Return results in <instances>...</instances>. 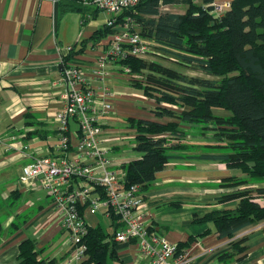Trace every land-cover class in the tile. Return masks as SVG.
<instances>
[{"label":"crops","instance_id":"1","mask_svg":"<svg viewBox=\"0 0 264 264\" xmlns=\"http://www.w3.org/2000/svg\"><path fill=\"white\" fill-rule=\"evenodd\" d=\"M55 2L0 0V139L5 143H0V264H20L18 244L27 237L36 240L37 259L45 260V264H62L68 249V233L61 227L59 216L53 212L46 190L34 178L26 183L18 182L27 157L12 146L27 143L28 152L45 156L57 154L54 147L58 141L55 113L60 109V95L65 90L61 80L64 64L61 55L71 51V48L79 49L80 53L75 52L69 62L80 65L88 84L97 92L105 87L109 93L112 111L104 118L106 123L99 134L100 143L121 139L110 135L116 129L113 123L119 118L168 121L154 116L152 101L148 100L151 109H145L142 104L147 98L140 99V93L120 90L122 79H126V83L128 79L124 78L123 71L120 72L121 66L116 60L110 57L106 60L108 75L104 80L94 76L93 69L98 59L109 51L111 37L107 34L93 39L92 35L96 30L104 29L111 14L91 5H87L84 12H62L58 4L54 28ZM176 6L164 5L161 11L182 13L175 11ZM213 112L226 114L216 109ZM124 123L130 130L129 137L133 139V130ZM180 126L187 132L193 129L192 125ZM69 128L77 130L76 122L70 120ZM49 139L52 141L47 145L41 144ZM192 139L196 142L211 141L198 136ZM116 149L111 147L112 151ZM232 175L245 177L239 170L227 168L222 162L171 160L155 174L148 190L142 191L157 231L175 243L193 238L186 248L191 254L192 264H223L228 261H231L230 264H264V220L243 227L232 239L220 238L211 223L192 221L195 215L200 216L207 209L230 207L236 203L235 199L221 203L216 200L230 190V187H221L220 184L223 178ZM243 188L250 189L252 195L264 198V193L256 192V189L264 188V182L245 183ZM98 212L107 219L111 233L114 228L111 217L103 211ZM83 217L91 227L101 225L99 216L89 209L83 210ZM207 228L210 232L201 235ZM56 239L60 242L59 246ZM230 240H242L240 244L245 246V251L231 259L223 258L221 255L231 248ZM117 246L124 264H141L146 259L134 251L132 243H118Z\"/></svg>","mask_w":264,"mask_h":264},{"label":"trees","instance_id":"2","mask_svg":"<svg viewBox=\"0 0 264 264\" xmlns=\"http://www.w3.org/2000/svg\"><path fill=\"white\" fill-rule=\"evenodd\" d=\"M56 1L62 12L87 11L88 6L81 0ZM199 1L140 0L116 16L115 24H122L124 17L130 18L135 27L132 31L154 41L159 50L177 63L212 77H188L144 58L128 56L116 60L120 72L123 65L130 69L127 81L130 90L154 103V116L168 119L159 122L124 117L133 130L132 149L140 155L118 167L124 171L125 183L137 184L141 191L148 190L155 174L171 160L217 161L239 170L245 177L223 178L221 187L230 190L216 198L219 203L234 199L236 203L207 209L192 220L211 223L220 238L232 239L243 227L264 220V206L254 200L258 195L252 196L250 189L243 188L245 183L264 182V0H230L231 6L220 20L201 9V4L211 0ZM164 5L186 8L183 13L163 12ZM111 33V27L105 23L104 29L96 30L92 38L100 39ZM73 50L61 55L64 64L75 52L80 53L79 49ZM215 109L226 114L215 113ZM180 124L197 127L192 138L211 136L214 142L192 141L196 144L187 145L184 140L189 133ZM200 148L208 151L200 152ZM256 192L263 194L264 188ZM110 217L114 224L111 233L101 225L88 228L82 240L87 258L81 264H110L112 260L124 264L118 254V243L113 239L118 225L115 217ZM209 232L207 228L201 235ZM192 241L189 237L177 243V247L188 248ZM241 242L230 240V250L221 256L231 259L242 254L245 246ZM36 243L29 237L21 240L17 254L20 264L46 263L37 259Z\"/></svg>","mask_w":264,"mask_h":264},{"label":"built area","instance_id":"3","mask_svg":"<svg viewBox=\"0 0 264 264\" xmlns=\"http://www.w3.org/2000/svg\"><path fill=\"white\" fill-rule=\"evenodd\" d=\"M81 1L111 14L106 21L113 30L110 48L98 59L93 69L95 77L100 80L107 77L105 62L109 57L115 60L128 56L143 58L151 46H156L154 41L132 31L134 23L130 18L124 17L122 24H115L116 16L122 10L140 0ZM230 6V0H211L201 9L220 20ZM122 70L129 74V67L123 65ZM61 80L65 90L60 95V109L55 113L58 141L54 147L57 154L45 156L28 152L27 143L12 146L27 157L18 182L26 183L33 178L40 182L51 199L53 212L60 218L61 227L68 233V249L62 264H81L87 258V247L82 241L90 227L83 217L85 208L91 213L100 210L108 216L113 215L118 225L113 233L114 241L134 244V251L150 258V264H192L186 248L179 249L177 243L154 228L139 185L126 184L124 171L118 174L106 156L107 150L100 147L99 134L106 123L104 118L112 111L106 88L97 92L88 84L80 65L72 62L62 65ZM70 120L76 122L77 130H70ZM0 143L5 145L1 139ZM254 200L264 206V198Z\"/></svg>","mask_w":264,"mask_h":264},{"label":"rangeland","instance_id":"4","mask_svg":"<svg viewBox=\"0 0 264 264\" xmlns=\"http://www.w3.org/2000/svg\"><path fill=\"white\" fill-rule=\"evenodd\" d=\"M195 1L197 3H200L199 0H195ZM203 4H201V6ZM165 8H167V7H165ZM185 8H186L185 5H177L175 11H177V12L180 11V12L183 13L185 11ZM167 10L168 9H166V11ZM149 50L150 51L143 57L144 59L148 60L149 62H155L156 64H159L160 66H164V67L170 68V69L175 70L176 72H178L180 74H183L185 76H188V77L189 76H198V77H203V78H212L211 76H207L206 74H204L202 71H200L198 69L192 68L190 66H184L182 64L177 63L176 61H174V59L170 55L164 54V52L159 50L154 45L151 46ZM123 74H124L123 75L124 78H127V79L129 78V76L127 74H125V73H123ZM123 89H125L124 91L132 92V90H130L128 84L126 83V79H122V84H121L120 90L123 91ZM140 99H142V97ZM143 99H145V98L143 97ZM148 100L149 99H145V103L142 104L143 106L145 105L144 106L145 109L146 108L151 109L150 107H152V105L149 103V101L151 102V100H149V101ZM152 104H154V103H152ZM115 117L117 118V117H120V116L115 115ZM113 124H114V127L116 129L113 132H110L111 133L110 135H117V136L121 137V139L120 140H116V141H108V142H104V143H100V144H101L102 147L106 148V150H107L106 156L116 166V165H119L122 162L128 161L129 159L136 158L140 154L136 150L132 149V146H133L134 142H133L132 137H129L130 136V130L126 127L123 118H119V121L118 122H114ZM196 128L197 127L192 129V131L191 130L188 131L190 135L187 136L185 138V140H184V142L187 145L196 144L195 143L196 141L192 142L194 140L191 139L192 138L191 136L193 135L192 132L194 130H198ZM101 137H103V136L101 135ZM205 138H206V140H211V141L201 140V141H197V142H200V144L202 142H205V143L214 142V140L211 138V136H205ZM51 141H52V139H49L48 141H44L41 144L43 146H45V145H47V143H50ZM113 146L117 147V149L114 150V151L111 150V147H113ZM201 150L202 151H200V152L208 151L207 148H203ZM114 169L117 171L118 174L123 173V169L120 168V167L114 168ZM252 196H254V195H252ZM95 215L99 216V218L101 220V225H102L104 231L110 233L109 227L107 225V222H108L107 219L105 217H103L98 211H95ZM56 240H57V244L56 245L59 246L60 242H59L58 239H56ZM148 262L151 263V261L147 260V258H146V259H143L141 261V264H148ZM230 263H231V261H228V262H225L223 264H230ZM110 264H120V263L118 261L112 260V261H110Z\"/></svg>","mask_w":264,"mask_h":264},{"label":"water","instance_id":"5","mask_svg":"<svg viewBox=\"0 0 264 264\" xmlns=\"http://www.w3.org/2000/svg\"><path fill=\"white\" fill-rule=\"evenodd\" d=\"M57 16H58V2H55L54 8H53V26H54V28L56 27V23H57Z\"/></svg>","mask_w":264,"mask_h":264}]
</instances>
